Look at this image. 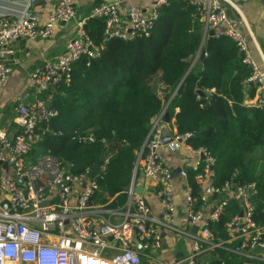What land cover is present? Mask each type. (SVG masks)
Masks as SVG:
<instances>
[{"label": "built area", "instance_id": "obj_1", "mask_svg": "<svg viewBox=\"0 0 264 264\" xmlns=\"http://www.w3.org/2000/svg\"><path fill=\"white\" fill-rule=\"evenodd\" d=\"M11 1L23 4L25 9L19 16L0 14V89L14 70V64L7 63L1 56L12 52L10 47L15 41L46 39L53 33L55 23L68 22L75 16L74 0H41L53 3L51 13L41 24L39 15L33 12V5L38 0ZM186 1L201 13L205 31L213 29L216 36H228L235 43L242 54V62L251 68L247 81L264 89V72L252 59L248 40L241 34L242 21L228 17L222 0ZM167 2L151 0L148 13L132 6L121 12L119 1L99 2L89 17L104 21L102 44L95 46L84 23H77L66 51L33 70L28 76L29 83L42 95L60 81H68L73 64L81 57L95 59L99 56L103 42L148 35L158 17V9ZM158 94L163 95L161 91ZM256 103H264V96ZM167 107L168 103H165L152 121L137 154L133 178L125 191V204L106 208L105 205H93L91 201L97 188L93 178L65 172L54 155L45 154L33 163L25 162L24 156L39 138L38 123L54 117L57 109L48 97H39L30 104H18L15 108L18 133L9 137L5 129H0V162H6L13 170V175L4 173L0 177V190L7 201L5 209L0 205V264H164L153 260L149 252L162 245L158 224L173 228L162 223L142 195L135 192V173L141 168L144 176L157 185L156 195L163 208V218L169 222L175 209V192L172 171L164 163L158 151L160 147L176 151L183 146L195 155L192 170L196 172L195 178L201 188L210 179L215 161L203 148L194 149L185 143L189 134L175 135L164 142L158 126ZM201 160L205 164L200 170ZM82 182H85L84 187ZM230 188H233L235 199L240 201L242 216L238 214L226 223L229 237L219 242L212 240L209 223L218 219L228 200L216 202L208 215L204 212L206 196L200 197L201 204L196 207L191 189L187 188L185 218L190 227L197 226L196 233L186 232L193 239L192 251L185 258L187 264H211L209 260L200 262L199 257L216 248L264 262V227L257 226L251 219L250 197L256 194L255 183H226L222 188L211 185L209 191L220 193ZM89 201L91 205H88ZM135 239L140 242V249L136 248ZM141 257L147 258V262L143 263Z\"/></svg>", "mask_w": 264, "mask_h": 264}, {"label": "trees", "instance_id": "obj_2", "mask_svg": "<svg viewBox=\"0 0 264 264\" xmlns=\"http://www.w3.org/2000/svg\"><path fill=\"white\" fill-rule=\"evenodd\" d=\"M84 29L95 46L102 44V19L90 18ZM202 50L206 54L197 70L191 61ZM250 74L251 68L242 62V54L228 36H210L194 6L186 0H168L158 9L148 35L103 42L99 56L81 57L68 81L42 94L44 98L52 94L50 102L57 114L38 123L39 138L24 156L25 162L51 154L73 176L91 170L97 185L93 205L123 206L137 154L152 121L168 103L176 135L189 134L187 145L203 148L214 158L212 186L255 183L251 219L264 227V171L253 158L264 145V103H244L247 88L249 96L255 93L248 86ZM157 75L159 87L151 85ZM204 164L201 160L200 170ZM195 175L191 168L186 172L198 207L204 189ZM139 178L137 171L134 182ZM210 197L216 201L218 194ZM239 213L238 200H228L218 219L209 223L214 242L229 237L226 223ZM207 259L211 264H264L223 248L211 251Z\"/></svg>", "mask_w": 264, "mask_h": 264}, {"label": "crops", "instance_id": "obj_3", "mask_svg": "<svg viewBox=\"0 0 264 264\" xmlns=\"http://www.w3.org/2000/svg\"><path fill=\"white\" fill-rule=\"evenodd\" d=\"M104 1H119L121 12H124L128 7L132 6L139 7L144 12L148 13L151 4V0H74V18L68 22L55 23L53 33L50 37L46 39H18L10 47L12 52L1 56V59L7 63L14 64V70L4 86L0 89V129H5L9 137H12L19 131L16 122V106L18 104L33 103L37 98L42 97L41 94L36 92L35 87L29 83V74L33 70L43 66L45 62L55 60L64 53L69 40L75 34L77 23H86L89 20L88 18H90L89 15L93 8L99 2ZM222 5L229 18L242 21L240 27L241 34L248 40L252 59L257 64L258 68L264 72V0H222ZM24 9V5L19 2L0 0V14L19 16L23 13ZM52 9L53 3L51 2L38 0L33 5V12L39 15L41 24L45 23ZM197 55L192 58L191 67L199 70L200 66H197ZM19 66H22L20 70H18ZM158 79L159 75L151 81V85L155 83L156 86L159 87ZM248 86L254 87L255 93L253 96H249L250 89L247 88L244 103L246 105H255L259 99L263 98L264 89L257 87L256 84L248 83ZM51 96L52 94L48 93L47 97L49 100ZM177 111L178 110L175 109V112ZM165 112H168V110ZM174 120V117L169 115V121L164 122L162 120L158 126L159 133L163 139H165L164 142L169 141L176 135ZM158 151L162 155L166 166L171 169L172 172L173 170L177 171V175L173 178L175 209L169 222L164 219L163 208L156 195L157 185L145 176L142 177L139 175L140 178L135 181V185H143L142 197L150 206L155 216H157L162 223H166L167 225L170 224L173 228L171 229L167 226L158 224V230L162 237V245L159 249L149 253H151V258L156 262L164 264H187L185 258L192 251L193 239L186 234L187 231L192 232V227L188 225L185 218L184 203L188 188L186 172L190 168L192 169L196 156L188 153L183 146L176 151H171L166 146H162ZM253 158L258 160V169H260L261 172L264 171V145L255 151ZM258 169L256 172L257 174L259 173ZM211 172L210 179L202 188L204 192L201 193V196H206L204 212L208 215L212 212L216 202L223 199L236 200L233 188L217 193L218 198L216 201L210 200V196L213 194L209 191V187L211 186L209 181L212 179ZM4 173L13 175V170L10 166L5 170L2 168V165H0V177ZM6 202V195L0 190V205ZM238 203L240 204L239 200ZM110 240H112V238ZM210 253L211 252L202 254L199 257L200 262L208 260L207 258ZM143 262L146 263L147 258H144ZM245 264H256V262L251 261Z\"/></svg>", "mask_w": 264, "mask_h": 264}, {"label": "water", "instance_id": "obj_4", "mask_svg": "<svg viewBox=\"0 0 264 264\" xmlns=\"http://www.w3.org/2000/svg\"><path fill=\"white\" fill-rule=\"evenodd\" d=\"M208 34L210 36H213V35H215V31L213 29H209L208 30ZM205 54H206L205 50H202V51L198 52V55H197V66H200L201 65V62H202ZM21 67L22 66H19L18 67V70H20ZM249 83L250 84H253L252 82H249ZM197 93L198 94H201V95L203 94L201 90H197ZM162 120L164 122H168L169 121V113L168 112H165L163 114ZM201 158H203V156H201ZM0 165H2V168H4L5 170L8 168V164L6 162H0ZM85 175H86L87 178H92V171L91 170H88L85 173ZM139 175L142 176V177L144 176V172H143V170L141 168L139 169ZM176 175H177V171L176 170H173L172 177L174 178ZM62 185H64V183L63 184H60L58 187H61ZM84 185H85V182H82L81 183V186L84 187ZM143 189H144L143 185H135V192L138 195H142ZM44 205H45V203H44ZM88 205H91V202L90 201L88 202ZM6 206H7V203H3L2 204V207L3 208H6ZM239 216H242V212L241 211L239 213ZM191 231L193 233H196L197 232V226H193L192 229H191ZM111 238L112 237H109V239H111ZM134 243H135L137 249H140L141 248V244H140V242L137 239L134 240ZM238 247H239V244L236 245V248H238Z\"/></svg>", "mask_w": 264, "mask_h": 264}]
</instances>
